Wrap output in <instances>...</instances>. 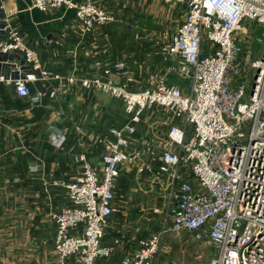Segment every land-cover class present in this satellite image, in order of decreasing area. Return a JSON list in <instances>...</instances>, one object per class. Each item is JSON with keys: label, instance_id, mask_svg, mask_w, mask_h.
<instances>
[{"label": "built area", "instance_id": "2783aa9c", "mask_svg": "<svg viewBox=\"0 0 264 264\" xmlns=\"http://www.w3.org/2000/svg\"><path fill=\"white\" fill-rule=\"evenodd\" d=\"M155 1L181 7L184 13L163 48L167 71L187 82L184 90L165 77L132 90L125 82L51 74L0 16V84L36 101L30 83L49 80L63 92L79 88L118 99L127 116V122L97 139L103 148L100 168L79 156L80 175L65 186L66 204L52 215L54 264H66L69 257L78 264H100L109 257L104 229L119 212L116 182L133 164L159 187L165 224L140 238L136 251L119 264H159L168 231L188 232L193 242L209 248L207 264H264V55L254 59L243 45L245 22L264 28V0ZM30 4L41 13L61 7L73 11L81 35L114 20L91 2ZM115 68L125 81L126 66ZM154 107L179 124L168 126L161 152L148 148L149 160L143 162L141 147L133 148L131 139L141 115Z\"/></svg>", "mask_w": 264, "mask_h": 264}, {"label": "crops", "instance_id": "0c3cea01", "mask_svg": "<svg viewBox=\"0 0 264 264\" xmlns=\"http://www.w3.org/2000/svg\"><path fill=\"white\" fill-rule=\"evenodd\" d=\"M71 1L91 2L114 20L81 35L73 11L61 7L41 13L31 8L30 0H0V16L51 74L125 82L132 90L165 77L184 90L170 81L177 75L168 72L163 61V48L183 17L173 22L162 12V25L156 20V4L159 10L176 5L155 0ZM118 63L128 69L125 81L115 68ZM30 88L36 101L18 97L13 86L0 84V264H54L52 215L66 204L65 186L80 175L79 156L98 168L103 148L97 139L110 127L127 122L118 99L79 88L63 92L49 80H36ZM178 124L172 115L154 107L141 115L131 146L141 147V160L147 162V149L159 154L167 143L163 133ZM143 189L160 194L157 184L133 164L122 171L115 195L122 194L126 201L131 191ZM115 206L119 212L110 217L103 240L111 252L100 264H119L136 251L140 238L149 236H140L129 211L116 201ZM66 264L78 263L69 257Z\"/></svg>", "mask_w": 264, "mask_h": 264}, {"label": "rangeland", "instance_id": "374dc122", "mask_svg": "<svg viewBox=\"0 0 264 264\" xmlns=\"http://www.w3.org/2000/svg\"><path fill=\"white\" fill-rule=\"evenodd\" d=\"M156 6V20L159 19L157 24L161 23L162 25L164 20L162 17L160 18V15L163 13V17L168 15V19L173 22L179 20L181 16L183 17L184 13L181 7L171 6V10L174 11L172 13L169 8L159 10L161 6L157 4ZM168 11L170 12L168 13ZM245 26L248 29V34L243 36V45L254 53V59H259L264 51V28L250 22H245ZM170 81L183 85L184 88L187 85L185 80L176 76L173 79L170 78ZM98 167L100 168V166ZM123 198L122 194L115 195V201L119 204V207L129 211L130 221L133 222V227L139 231L140 236H148L162 229L165 224L164 201L159 193L144 191L143 189L140 192L131 191L127 195L126 201ZM166 226L168 229L169 224ZM211 256L212 251L201 244L193 242L188 232L174 233L168 231L163 239V248L158 262L159 264H207Z\"/></svg>", "mask_w": 264, "mask_h": 264}, {"label": "water", "instance_id": "95a60500", "mask_svg": "<svg viewBox=\"0 0 264 264\" xmlns=\"http://www.w3.org/2000/svg\"><path fill=\"white\" fill-rule=\"evenodd\" d=\"M262 55H264V51L262 52ZM257 71H258V69H256L255 72H254V78H255L256 75H257Z\"/></svg>", "mask_w": 264, "mask_h": 264}]
</instances>
